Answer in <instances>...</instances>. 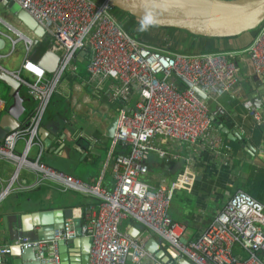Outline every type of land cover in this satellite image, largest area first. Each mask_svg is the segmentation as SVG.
Here are the masks:
<instances>
[{"label": "built area", "instance_id": "1", "mask_svg": "<svg viewBox=\"0 0 264 264\" xmlns=\"http://www.w3.org/2000/svg\"><path fill=\"white\" fill-rule=\"evenodd\" d=\"M26 12L51 39L50 51L58 64L51 76L39 63L24 59L20 70L12 73L37 104L23 130L8 133L0 142V159L7 158L26 164L40 177L59 185L63 191L78 193L96 202L84 211L80 236L90 241L88 264H171L157 259L145 249L156 240L164 256L182 258L188 264H264V205L244 191L232 195L217 213L207 230L196 240L184 238L185 227L169 215L176 190H188L193 174L185 170L169 188L154 189L143 181L148 174L146 153L161 149L153 144L158 138L187 143L190 146L206 139L213 126L210 105H219L226 94L238 85L241 69L231 53L184 54L153 48L126 33L116 21L107 0H7ZM0 23L15 34L13 40L0 32V37L15 46L23 41L29 50L33 38L0 18ZM87 55L90 79L101 77L119 82V98L131 89L138 94L134 110L121 108L117 126L111 138L104 169H109L113 189L90 184L71 175L56 171L42 162L40 155L28 161L27 151L38 141V127L57 85L68 71L76 74V59ZM253 74L261 79L264 91V24L258 29L248 52ZM5 56L0 55V60ZM25 73L27 78L21 77ZM185 79L202 91L200 98L194 90L181 84ZM264 93V92H263ZM244 108L257 123L261 115L249 101ZM4 102L0 99V114ZM215 133V132H214ZM30 136L25 154H14L17 142ZM215 133L212 146L219 147L221 139ZM38 145H42L38 141ZM7 193L4 190L0 199ZM66 220L53 239L30 243L27 239L16 247H36L38 264H60V241L76 238L74 222ZM135 226L121 227L125 221ZM136 224L141 229L136 228ZM124 227V226H123ZM137 232H136V231ZM131 232L134 235H130ZM161 239V243L157 241ZM11 247H0V264H10ZM175 264V263H173Z\"/></svg>", "mask_w": 264, "mask_h": 264}, {"label": "crops", "instance_id": "2", "mask_svg": "<svg viewBox=\"0 0 264 264\" xmlns=\"http://www.w3.org/2000/svg\"><path fill=\"white\" fill-rule=\"evenodd\" d=\"M12 25L25 36L33 38V44L27 50L24 42L19 41L26 52L20 62L0 65L11 74L20 70L24 59L35 62L36 54L43 51V56L37 61L41 64L46 53H51V39L48 36L36 37L18 20ZM142 26L144 34L150 37L147 29H152L147 25ZM257 33L258 30H254L228 39L198 37L202 39L192 41L187 40L186 34H178L180 49L192 42L195 47L212 49L210 54L231 53L241 69L235 90L223 96L219 105H210L213 126L206 139L190 146L158 138L153 146L161 149L165 153L164 157L154 151L145 155L144 162L149 170L143 181L154 189L169 188L185 170L194 176L190 189L173 192L169 208L170 217L185 227L184 238L187 241L196 240L207 230L217 213L237 191L246 192L264 205V91L261 79L253 74L247 55ZM165 34L167 42L168 36ZM149 39L154 40L151 37ZM51 55L52 59H48L47 64H41L46 71L50 70L46 73L48 77L58 64L57 56L53 53ZM4 56L6 58L7 55ZM75 64L80 73H69L61 78L50 99L51 102L57 96L60 101L48 109L49 102L38 127V141L42 147L34 140L26 159L35 161L40 155V162L48 167H56L57 169L50 167L56 171L90 184H99L106 190L113 189L110 170L104 169L111 141L109 129L121 108L134 110L138 94L131 89L119 98V82L101 77L90 79L85 53L78 55ZM2 86L4 88L0 89L5 91L6 98L1 100L6 112L13 101L9 88L5 84ZM20 96L23 108L18 111V124L13 118L6 117L4 110L0 114V140L12 131L23 130L28 124L37 100L24 87ZM245 101H249L260 113V123L244 108ZM223 130L228 131L227 134ZM214 132L221 139L219 147L212 146ZM229 134H234L235 140ZM29 139L30 136H25L17 142L15 155L21 157L25 154V143ZM4 190L7 193L0 199V247H11L10 264H35L33 261H21L20 251L15 252V249L18 248L16 244L19 238L26 240L25 237L31 238L37 234L38 213L61 211L65 213L66 220L81 214L82 223L84 211L96 202L78 193L63 191L56 183L40 182L39 175L33 169L7 158L0 159V194ZM123 226L121 229L124 231L125 227L135 224L127 220ZM28 231H31L30 235L26 233ZM47 233L49 232H44L46 235ZM84 248L85 239L82 237L65 243L64 247H59L61 259L62 256L64 258L60 264H81ZM167 255L171 264H188L182 258L174 260L172 254Z\"/></svg>", "mask_w": 264, "mask_h": 264}, {"label": "water", "instance_id": "3", "mask_svg": "<svg viewBox=\"0 0 264 264\" xmlns=\"http://www.w3.org/2000/svg\"><path fill=\"white\" fill-rule=\"evenodd\" d=\"M113 9L123 12L136 21L146 23L158 28L175 29L184 31L190 35L208 39H228L237 37L243 33L258 30L264 24V0H107ZM0 3L11 9L17 7L15 11L17 20L20 21L27 29L32 31L36 37L44 36L43 30L37 23L24 11L15 4H8L7 0H0ZM4 39L0 37V50L4 48ZM52 59L48 51L41 64ZM48 60V61H47ZM40 64V65H41ZM47 64V63H46ZM45 64V65H46ZM41 65V66H42ZM44 67V66H43ZM50 72L47 69L46 72ZM0 81L9 88V94L12 97V106L4 112L6 117H11L18 124L20 115L18 111L23 108V99L20 96L22 89L21 84L12 74L0 67ZM181 84L194 92L202 99L205 94L197 87H194L183 78H179ZM117 126V117L109 129V138L111 139ZM227 134L228 131L223 130ZM230 138L235 140L234 134H229ZM2 140H0L1 142ZM39 230L31 238L25 237L30 243L39 241H48L53 239L55 230H61L65 219L64 212H44L38 213ZM55 216V218H54ZM74 229L76 238L80 239L81 219H75ZM46 228H49L47 230ZM49 232L44 234V232ZM136 231V230H135ZM137 232V231H136ZM28 235L31 231L26 232ZM130 235H134L131 232ZM25 236V235H23ZM24 239L19 238L18 242ZM59 247H64L65 243L60 241ZM90 241L85 239L84 253L81 256L80 263L88 264L89 261ZM145 249L150 254H154L157 259L167 263L169 257L159 250L156 240H151L145 245ZM20 251L21 261H36V247L16 248L15 252ZM62 261L64 258L62 256ZM145 264H149L147 261Z\"/></svg>", "mask_w": 264, "mask_h": 264}, {"label": "rangeland", "instance_id": "4", "mask_svg": "<svg viewBox=\"0 0 264 264\" xmlns=\"http://www.w3.org/2000/svg\"><path fill=\"white\" fill-rule=\"evenodd\" d=\"M16 10H18L17 7H13L11 9H8V7H5L0 3V18L3 19L5 22H7L9 25L13 26L12 24H15V21L17 20V17L15 15ZM151 29L152 30L147 29L150 33L151 39L161 40V42L164 43V45H166L165 47L158 48L159 50L168 51L167 47L174 45L175 40L178 41V39H177L178 34H176L175 38H173V39L169 37L167 42H165L164 38L166 36V34H165L166 32H162L161 30H157L155 28H151ZM0 32L7 34L13 40L16 38L15 34L10 29H7V27L2 25L1 23H0ZM4 41H5V47L0 50V55H2V56L7 55V56H6V58H3L0 60V65H7V64L9 65L12 62H15L16 64H18V62H20L24 53H26L22 42H19L17 45L12 46L11 41H9L7 39H4ZM179 50H180V48H179ZM169 52H171V51H169ZM19 54H20V56L18 57ZM76 67H78V66H76ZM84 69H85V67H84ZM78 70L79 69H76L75 75H78V73H80V71H78ZM68 74H69V72L66 71L63 76L68 75ZM21 77L27 78V75L25 73H22ZM2 85H4V84L0 81V88H4V86H2ZM4 93H5V91L3 89H0V99H3V97L6 98V96H4ZM59 101H60L59 98L57 96H54L52 101L50 102V106L48 107V109L51 108L53 105L58 104ZM50 167H52V166H50ZM52 168L57 169L56 167H52ZM76 175H79V173H76ZM111 189H108V190H111ZM136 226L139 229H141L140 225H136ZM157 241L160 243L162 242L160 238H157Z\"/></svg>", "mask_w": 264, "mask_h": 264}, {"label": "trees", "instance_id": "5", "mask_svg": "<svg viewBox=\"0 0 264 264\" xmlns=\"http://www.w3.org/2000/svg\"><path fill=\"white\" fill-rule=\"evenodd\" d=\"M96 3H101L102 1L104 0H94ZM113 15L116 19V21L118 22V24L120 25V27L126 32L128 33L129 35H131L133 38L153 47V48H162V47H165L166 45H164V43L161 42V40H150L149 38L150 37H147L145 34H144V31H143V26L142 25H147L149 26L150 28H157V29H160V30H165V32L167 33V36H168V39L169 37L170 38H175L176 34H186V36L188 37L187 40H191L192 39H202V38H198L196 36H193V35H190L184 31H178V30H175V29H163V28H158V27H155V26H152V25H149V24H146V23H142L139 22V21H136L133 17H130L129 15L123 13V12H120L116 9H113ZM178 42L177 40H175L174 42V45L170 46V47H167V50L168 51H171L173 53H177V52H180V53H184V54H199V55H203V54H210L209 52H212L213 50L210 49V48H198V47H195V45L190 42L187 47H182L180 50H179V46L180 44L178 45ZM193 52V53H192ZM43 56V51L41 52H38L36 54V61L37 62L41 57ZM211 107V106H210ZM212 111V107L210 109ZM219 115V114H217ZM215 126V124H214ZM216 127V126H215Z\"/></svg>", "mask_w": 264, "mask_h": 264}]
</instances>
